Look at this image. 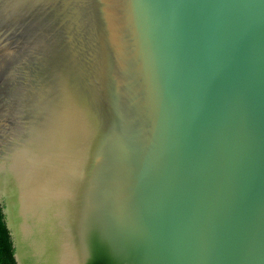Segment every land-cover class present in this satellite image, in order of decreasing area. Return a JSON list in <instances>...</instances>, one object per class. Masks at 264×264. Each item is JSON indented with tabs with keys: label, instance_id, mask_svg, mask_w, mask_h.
<instances>
[{
	"label": "water",
	"instance_id": "1",
	"mask_svg": "<svg viewBox=\"0 0 264 264\" xmlns=\"http://www.w3.org/2000/svg\"><path fill=\"white\" fill-rule=\"evenodd\" d=\"M0 205L17 264H264V0H0Z\"/></svg>",
	"mask_w": 264,
	"mask_h": 264
},
{
	"label": "trees",
	"instance_id": "2",
	"mask_svg": "<svg viewBox=\"0 0 264 264\" xmlns=\"http://www.w3.org/2000/svg\"><path fill=\"white\" fill-rule=\"evenodd\" d=\"M0 205V264H17L11 232L8 229Z\"/></svg>",
	"mask_w": 264,
	"mask_h": 264
}]
</instances>
